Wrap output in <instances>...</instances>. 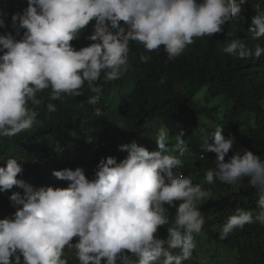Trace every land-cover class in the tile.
<instances>
[{
  "label": "clouds",
  "instance_id": "clouds-1",
  "mask_svg": "<svg viewBox=\"0 0 264 264\" xmlns=\"http://www.w3.org/2000/svg\"><path fill=\"white\" fill-rule=\"evenodd\" d=\"M245 3L27 0V7L12 15L16 36L24 30L21 38L0 34V137L12 138L43 123L35 106L42 103L38 94L46 89H50V101L63 102L65 97L83 95L86 84L96 94L89 103L96 104L103 90L97 83L101 73L107 83L128 70L131 42L148 53L163 49L167 59L174 60L197 38L223 32L226 24L240 16ZM262 4L264 0H257L254 5L257 14L247 30L253 41L264 38ZM90 23L92 32L85 38L91 43L76 50L70 42ZM229 36L222 43V53L257 60L264 55L260 43L249 47L235 32ZM150 59L141 53L142 62ZM164 82L161 77L160 83ZM46 107L48 113L57 110L53 103ZM222 132V126H217L200 146L216 154L215 168H208L204 178L208 184L226 185L247 178L256 190L259 209L253 214L238 208L221 228L223 240L245 225L264 226V159L242 149L225 162L234 137L226 139ZM184 135L181 130L170 147L168 133L161 128L155 151L135 141L121 144L118 148L127 156L119 162L112 156L101 158L92 179L81 168L53 170L54 177L68 182L66 188H37L17 179L23 169L10 157L0 167V192L16 186L23 195L12 193L9 199L16 211L0 219V264H68L63 258L65 248L75 250L79 264H184L190 260L196 248L193 233H200L205 224L197 202L212 194L173 171L183 166L179 157L188 150ZM172 208L175 216L170 220ZM162 227L166 238L158 235Z\"/></svg>",
  "mask_w": 264,
  "mask_h": 264
},
{
  "label": "trees",
  "instance_id": "trees-1",
  "mask_svg": "<svg viewBox=\"0 0 264 264\" xmlns=\"http://www.w3.org/2000/svg\"><path fill=\"white\" fill-rule=\"evenodd\" d=\"M1 1L0 23L4 22V26L0 27V34H12L20 39L24 30L16 36L12 15L26 8L27 0ZM256 3L257 0H246L240 16L226 24L223 32L197 38L174 60L169 61L163 49L148 53L131 42L128 70L119 79L107 83L103 79L105 73H101L97 83L103 90L96 104L89 103V98L96 94L86 84L83 95L65 97L63 102L50 101V89L39 93L42 103L35 109L39 113L38 120L43 123L12 138L0 137V167L6 166L10 157L15 158L23 169L17 179L37 188H66L68 182L54 177L53 170L81 168L86 177L92 179L101 158L112 156L119 162L127 156L119 150V145L135 141L155 151L158 150L155 138L161 128L168 133L170 147L175 145V138L182 130L188 150L179 157L183 166L173 171L182 172L193 184H200L212 194L208 200L197 202L205 224L200 233H193L195 244L204 237L215 244L212 264H220L225 255H232L233 264H264V226L248 224L242 230L235 229L226 239L219 238L222 226L238 208L253 214L259 211L256 190L245 178L237 183L230 201L215 208L213 196L219 191V183L208 184L204 178L208 169L198 168L205 159L216 160L214 152L200 146L205 141V130L214 131L220 125L226 139L234 137L235 144L250 148L248 150L264 159V55L258 60L255 57L238 59L221 51L222 43L231 38L230 32H235L249 47L256 43L264 47V38L253 41L247 33L252 17L257 14ZM3 6L8 9L5 14ZM91 32L90 23L87 30L70 43L76 50L88 46L91 41L85 37ZM141 53L151 59L142 62ZM161 77L165 80L163 84ZM48 103L55 104L57 110L48 113ZM244 117L250 121L246 129L241 124ZM232 155L229 151L225 162H229ZM13 192L23 195V189L16 186L0 192V219L11 217L16 211L9 199ZM169 211L171 220L175 208ZM158 235L166 238V229L162 227ZM64 253L68 264H79L74 249L65 248ZM193 256L184 264H202Z\"/></svg>",
  "mask_w": 264,
  "mask_h": 264
},
{
  "label": "rangeland",
  "instance_id": "rangeland-1",
  "mask_svg": "<svg viewBox=\"0 0 264 264\" xmlns=\"http://www.w3.org/2000/svg\"><path fill=\"white\" fill-rule=\"evenodd\" d=\"M2 6V1L0 0V7ZM4 9V14L8 10L7 7L3 6ZM247 123H250L249 119L247 117H244L241 119V124L243 128H247ZM206 132L203 135V139L206 140L208 137V133L211 131L205 130ZM250 149L248 147H243L237 144H233L232 149L230 151L235 154L237 151H241L242 149ZM215 166V161L211 158L205 159L203 161L201 166H198L199 170L203 169H208V168H213ZM219 191L217 194L213 196V205L215 208H220L223 206L224 203L227 201H230L232 197V193L235 190V188H238L236 186L237 184L231 185L232 187L227 188L225 184H221L219 181ZM215 244L212 241H209L206 239V237L201 239L200 243L196 244V248L194 249V256L193 259H197L201 261L202 264H212L213 263V250H214ZM222 257V256H221ZM220 264H233V258L232 255H225L221 258Z\"/></svg>",
  "mask_w": 264,
  "mask_h": 264
}]
</instances>
